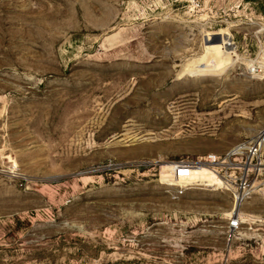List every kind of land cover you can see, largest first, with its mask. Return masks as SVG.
<instances>
[{
    "label": "rangeland",
    "instance_id": "374dc122",
    "mask_svg": "<svg viewBox=\"0 0 264 264\" xmlns=\"http://www.w3.org/2000/svg\"><path fill=\"white\" fill-rule=\"evenodd\" d=\"M261 1L0 0V264H264Z\"/></svg>",
    "mask_w": 264,
    "mask_h": 264
},
{
    "label": "built area",
    "instance_id": "2783aa9c",
    "mask_svg": "<svg viewBox=\"0 0 264 264\" xmlns=\"http://www.w3.org/2000/svg\"><path fill=\"white\" fill-rule=\"evenodd\" d=\"M200 164L209 165L214 172L234 185L237 204L243 203L254 193L264 197V126L253 136L235 144L223 156L211 154L197 163L174 164V180L186 186L185 183L193 176L195 166ZM184 188L175 191L177 197L184 193ZM230 227H239L237 216L231 219Z\"/></svg>",
    "mask_w": 264,
    "mask_h": 264
},
{
    "label": "trees",
    "instance_id": "16d2710c",
    "mask_svg": "<svg viewBox=\"0 0 264 264\" xmlns=\"http://www.w3.org/2000/svg\"><path fill=\"white\" fill-rule=\"evenodd\" d=\"M261 12L264 14V0L261 1Z\"/></svg>",
    "mask_w": 264,
    "mask_h": 264
},
{
    "label": "bare ground",
    "instance_id": "6f19581e",
    "mask_svg": "<svg viewBox=\"0 0 264 264\" xmlns=\"http://www.w3.org/2000/svg\"><path fill=\"white\" fill-rule=\"evenodd\" d=\"M215 67H216V66H215ZM205 69H206V68H205ZM205 69H204V70H205ZM202 70H203V69H201V72H202ZM204 70H203V72H204ZM214 70H216V68H215ZM214 70H210V71H214ZM196 71H197V69H196ZM205 71H208V70H205ZM197 72H198V71H197ZM199 72H200V71H199ZM200 165H202V164H200Z\"/></svg>",
    "mask_w": 264,
    "mask_h": 264
}]
</instances>
